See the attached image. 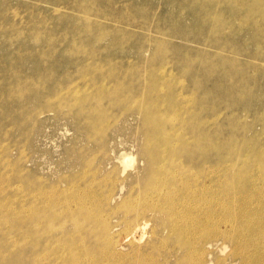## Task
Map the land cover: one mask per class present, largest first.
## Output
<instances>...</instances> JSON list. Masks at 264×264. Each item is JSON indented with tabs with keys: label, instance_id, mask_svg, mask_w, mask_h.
<instances>
[{
	"label": "rangeland",
	"instance_id": "obj_1",
	"mask_svg": "<svg viewBox=\"0 0 264 264\" xmlns=\"http://www.w3.org/2000/svg\"><path fill=\"white\" fill-rule=\"evenodd\" d=\"M191 191L229 212L199 242L188 220L209 206L162 211L166 193ZM0 202V264H61L68 247L123 264H264L260 239L232 255L230 222L264 228V0H0ZM122 218L148 224L142 239L129 244ZM104 230L117 256L95 241Z\"/></svg>",
	"mask_w": 264,
	"mask_h": 264
},
{
	"label": "bare ground",
	"instance_id": "obj_2",
	"mask_svg": "<svg viewBox=\"0 0 264 264\" xmlns=\"http://www.w3.org/2000/svg\"><path fill=\"white\" fill-rule=\"evenodd\" d=\"M242 25V24H241ZM213 31V30H212ZM161 86V85H160ZM188 96V95H187ZM177 117V116H176ZM88 119V118H87ZM171 120H173V119H171ZM173 137V136H172ZM189 144V143H188ZM186 145V144H185ZM203 148V147H202ZM200 149V148H199ZM170 162V161H169ZM172 163V162H171ZM208 166V165H207ZM171 167V166H170ZM209 167V166H208ZM205 168V167H204ZM211 168V167H210ZM159 169L161 170V167H159ZM159 169H157L158 171H159ZM186 169V168H185ZM166 172H168L167 171V169H164ZM203 170V169H202ZM259 170V169H258ZM205 171V170H204ZM158 173V172H157ZM172 173H174V172H172ZM187 173L185 172V175H186ZM197 174V173H196ZM202 174H204V173H202ZM209 174V173H208ZM87 175V174H86ZM260 175V174H259ZM6 176V175H5ZM161 176V175H160ZM163 176V175H162ZM170 176H172V174L170 175ZM182 176V175H181ZM184 176V175H183ZM191 176H192V174H191ZM206 176V175H205ZM208 176V175H207ZM261 176V175H260ZM81 177H83V176H81ZM92 177V176H91ZM197 177V176H196ZM7 178V177H6ZM93 178V177H92ZM165 178V177H164ZM186 178V177H185ZM161 179V178H160ZM197 179V178H196ZM205 179V178H204ZM224 179V178H223ZM156 180V179H155ZM192 180V179H191ZM195 180V179H194ZM207 180V179H206ZM8 181V180H7ZM95 181V180H94ZM107 181V180H106ZM148 181V180H147ZM146 181V182H147ZM161 181V180H160ZM181 181V180H180ZM197 181V180H196ZM204 181V180H203ZM252 181V180H251ZM257 181H260L259 179L257 180ZM89 182H91V180L89 181ZM98 182V181H97ZM156 182V181H155ZM182 182H184V181H182ZM198 182V181H197ZM199 182H201V181H199ZM198 182V183H199ZM220 182H222V181H220ZM4 183V182H3ZM153 183V182H152ZM158 183V182H157ZM177 183V182H176ZM187 183V182H186ZM193 183H194V181H193ZM251 183V182H250ZM260 183V182H259ZM93 184V183H92ZM97 184V183H96ZM174 184V183H173ZM172 184V185H173ZM180 184H181V182H180ZM209 184V183H208ZM207 184V185H208ZM225 184V183H224ZM228 184V183H227ZM231 184V183H230ZM229 184V185H230ZM255 184H257V183H255ZM2 185V184H1ZM191 185H192V183H191ZM195 185V184H194ZM232 185V184H231ZM252 185V184H251ZM145 186H146V183H145ZM153 186V185H152ZM155 186V185H154ZM181 186H183L182 184H181ZM226 186V185H225ZM258 186V185H257ZM16 187V186H15ZM156 187V186H155ZM158 187V186H157ZM162 187V186H161ZM186 187V186H185ZM197 187V186H196ZM228 187V186H227ZM230 187V186H229ZM87 188V187H86ZM98 188H100V187H98ZM160 188V187H159ZM172 188V187H171ZM174 188H175V186H174ZM181 188V187H180ZM183 188V187H182ZM187 188V187H186ZM251 188V187H250ZM254 188H256V186L254 187ZM258 188V187H257ZM262 188V187H261ZM1 189H2V187H1ZM154 189V188H153ZM153 189H151V190H153ZM197 188H195V190H196ZM202 189V188H201ZM4 190H5V188H4ZM51 190V189H50ZM87 190H88V188H87ZM92 190V189H91ZM96 190V189H95ZM94 190V191H95ZM143 190V189H142ZM165 190V189H164ZM171 190V189H170ZM175 190V189H174ZM186 190V189H185ZM250 190V189H249ZM252 190V189H251ZM90 191V190H89ZM93 191V190H92ZM93 191V192H94ZM103 191V190H102ZM158 191V190H157ZM161 191V190H160ZM252 191H254V190H252ZM251 191V192H252ZM263 191V190H262ZM80 192V191H79ZM82 192V191H81ZM84 192H85V190H84ZM99 192V191H98ZM159 192V191H158ZM170 192V191H169ZM168 192V193H169ZM179 192V191H178ZM177 192V193H178ZM194 192V191H193ZM260 191H258V193H259ZM6 193V192H5ZM96 193V192H95ZM143 193V192H142ZM155 193V192H154ZM185 193H186V191H185ZM200 193V192H199ZM214 193V192H213ZM216 193V192H215ZM254 193V192H253ZM257 193V194H258ZM261 193V192H260ZM71 194V193H70ZM88 194V193H87ZM91 194V193H90ZM147 194H149V193H147ZM151 194V193H150ZM158 195H159V193H157ZM171 194V193H170ZM191 194V195H190ZM189 195H185V196H189V197H185V196H181V201L180 200H176L175 202H173V200L172 199H170L172 196L171 195H167V193H166V196L164 195L163 196V194H162V196L165 198V200H166V202L164 201V205H163V207H164V209L162 210L164 213H169V214H171L172 215V211L173 210H175L174 209V207H175V205H179V204H181V205H179V206H181L182 208H184L185 209V207H187L188 206V204L189 205H191V208L192 207H194L193 205H195L196 206V204L197 203H199V202H201V203H204L203 205H205V206H209L210 207V210L209 211H205V212H203V214L206 216V217H200L199 215H197V212L194 214V215H192L191 217H189V224L191 225L190 227H191V229L189 230V233H188V236H190V237H196V236H200L201 238H202V240L204 239V238H206L207 236H206V234L208 233V230H211V228H213L214 227V229L216 228V227H218L219 226V218H216L215 219V221H212L211 220V218L212 219H214V215H216V214H221V216L223 217V219L225 220V223H228L227 222V219H225L226 218V214L227 213H229L228 212V208L227 207H225L224 205H221V206H218L217 204H215V203H212V200H209V198H207L206 196H204V197H202V198H199L200 200L198 201L197 199H196V197L195 196H193L194 194L192 193V191H191V193H190ZM202 194V193H201ZM229 194V193H228ZM255 194H256V192H255ZM255 194H253V196H255ZM6 195V194H5ZM144 195H146L145 193H144ZM154 195V194H153ZM152 195V196H153ZM157 195V196H158ZM175 195V194H174ZM83 196V195H82ZM90 196V195H89ZM93 196H94V193H93ZM98 196V195H97ZM104 196V195H103ZM102 196V197H103ZM130 196V195H129ZM151 196V197H152ZM106 197V196H105ZM111 197V196H110ZM155 197V196H154ZM175 197V196H174ZM263 197V196H262ZM78 198V197H77ZM126 198V197H125ZM148 198V197H147ZM153 198V197H152ZM158 198V197H157ZM173 198V197H172ZM176 198V197H175ZM178 198H179V196H178ZM256 198V197H255ZM260 198V197H259ZM105 199V198H104ZM103 199V200H104ZM135 199V198H134ZM142 199V198H141ZM155 199V198H154ZM167 199H169V200H167ZM257 199V198H256ZM12 200V199H11ZM80 200H81V198H80ZM85 200V199H84ZM261 200V199H260ZM102 201V200H101ZM105 201H107L106 199H105ZM112 201V200H111ZM150 201V200H149ZM153 201V200H152ZM80 202V201H79ZM131 202H133L132 200H131ZM144 202H145V200H144ZM147 202V201H146ZM186 202V203H185ZM4 203V202H3ZM25 203V202H24ZM104 203V202H103ZM107 203V202H106ZM122 203H124V202H122ZM138 203V201L136 202V204ZM0 204H1V202H0ZM6 204H8V202L6 203ZM85 204V203H84ZM127 203H125V205H126ZM129 204V203H128ZM133 203H131V205H132ZM140 204V203H139ZM143 204H145V203H143ZM142 204V205H143ZM150 204H151V202H150ZM159 204H160V201H159ZM183 204V205H182ZM25 205V204H24ZM32 205V204H31ZM30 205V206H31ZM78 205V204H77ZM83 205V204H82ZM92 205V204H91ZM94 205H96V204H94ZM120 205V204H119ZM118 205V206H119ZM146 205V204H145ZM162 204H160V205H158L156 202H155V204H153L152 205V207L153 208H155V207H157L156 209H158V207H160ZM198 205V204H197ZM5 206V205H4ZM18 206V205H17ZM89 206V205H88ZM99 206V205H98ZM102 206V205H101ZM121 206V205H120ZM217 206V210L216 209H214V207H216ZM3 207V206H2ZM7 207V205L4 207V208H6ZM11 207V206H10ZM27 207V206H26ZM79 207V206H78ZM80 207H82L81 205H80ZM79 207V208H80ZM83 207H84V205H83ZM131 206L129 205V208H130ZM133 207V206H132ZM137 207V206H136ZM144 207V206H143ZM142 207V208H143ZM147 207V206H146ZM150 207V206H149ZM148 207V208H149ZM1 208V207H0ZM13 208V207H12ZM30 208V207H29ZM28 208V209H29ZM38 208V207H37ZM36 208V209H37ZM54 208V207H53ZM104 208H106V207H104ZM117 208V207H116ZM135 208V207H134ZM177 208V207H176ZM190 208V209H191ZM201 208H203V207H200V209L199 210H201ZM222 209V212H220V209ZM236 208H238V207H236ZM235 208V209H236ZM242 208V207H241ZM7 209H8V207H7ZM34 209H35V207H34ZM36 209H35V211H36ZM87 209V208H86ZM86 209H83V211L84 210H86ZM91 209V208H90ZM93 209V208H92ZM99 209H101V208H99ZM139 209V208H138ZM146 209V208H145ZM155 209V210H156ZM189 209V210H190ZM2 210V209H1ZM10 210V209H9ZM15 210V209H14ZM123 210V209H122ZM143 210V209H142ZM181 210V209H180ZM192 210H193V208H192ZM198 210V209H197ZM238 210V209H237ZM24 211V210H23ZM94 211H95V209H94ZM125 211V210H124ZM136 211V210H135ZM145 211V210H144ZM159 211V210H158ZM177 211V210H176ZM184 212H185V210H183ZM236 211V210H235ZM240 211V210H239ZM244 211V210H243ZM0 212H2V211H0ZM6 212H7V210H6ZM12 212V211H11ZM26 212V211H25ZM29 212V211H28ZM89 212V211H88ZM93 212V211H92ZM92 212H89V213H92ZM98 212V211H97ZM126 212V211H125ZM124 212V213H125ZM147 212V211H146ZM162 212V213H163ZM180 212V211H179ZM192 212V211H191ZM231 212V211H230ZM17 213V212H16ZM22 213V212H21ZM20 212H19V214H21ZM31 213H34L33 211L31 212ZM80 213V212H79ZM139 213V212H138ZM144 213V212H143ZM148 213V212H147ZM146 213V214H147ZM156 213V212H155ZM154 213V214H155ZM158 213V212H157ZM156 213V214H157ZM236 214H237V212H235ZM6 214V213H5ZM9 214V213H8ZM8 214L6 215V216H8ZM13 214V213H12ZM14 214H15V212H14ZM13 214V215H14ZM19 214H18V216H19ZM23 214V213H22ZM21 214V215H22ZM103 214V213H102ZM105 214H107V213H105ZM132 214V213H131ZM134 214V213H133ZM160 214V213H159ZM174 214V213H173ZM177 214V213H176ZM180 214V213H179ZM188 215H191V214H189V213H187ZM234 214V213H233ZM27 215H29V214H27ZM90 215V214H89ZM99 215V214H98ZM98 215H97V217H98ZM166 215V214H165ZM230 215V214H229ZM6 216H5V218H6ZM14 216H16V215H14ZM17 216V217H18ZM86 217V215H83L82 217ZM91 216H92V214H91ZM105 216V215H104ZM108 216V215H107ZM134 216V215H133ZM164 216V215H163ZM167 217H169L170 215H166ZM242 216H243V214H242ZM3 217V216H2ZM26 217V216H25ZM29 217V216H28ZM27 217V218H28ZM94 217V216H93ZM124 217H126L125 215H124ZM128 217V216H127ZM138 217V216H137ZM160 217V216H159ZM186 217V216H185ZM184 217V218H185ZM208 217H210V218H208ZM244 217H246V216H244ZM14 218V217H13ZM16 218V217H15ZM22 218V217H21ZM74 218V217H73ZM141 218V217H140ZM157 219H158V216L156 217ZM176 218H177V216H176ZM183 218V217H182ZM228 218V217H227ZM234 219H235V217H233ZM240 218V217H239ZM0 219H2L3 220V218H0ZM23 219V218H22ZM31 219V218H30ZM95 219V218H94ZM123 219V218H122ZM121 219V220H122ZM133 219H135L134 217H133ZM150 219V218H149ZM174 219H175V217H174ZM178 219V218H177ZM181 219V218H180ZM186 219V218H185ZM8 220H9V218H8ZM15 220V219H14ZM21 220V219H20ZM24 220V219H23ZM50 220H52V219H50ZM71 220H72V218H71ZM84 220V219H83ZM83 220H82V222H83ZM96 220V219H95ZM104 220V219H103ZM102 220V221H103ZM120 220V221H121ZM129 220L130 219H123V221H122V223L124 224L123 226H125L126 227V230H125V237L127 238V237H129L130 239H127V240H129V244H131V243H133L134 242V237H135V234H136V232L137 231H139L140 232V234H138L139 235V237H138V240H140V239H142V237L144 236V234H145V231H144V228H146L147 229V227H145L146 225H148V224H145V222H139V223H135L133 226H130V223H129ZM140 219H138V221H139ZM143 220V219H142ZM146 220V219H145ZM250 220H252V219H250ZM250 220L249 221H247L246 219H242V223H241V225H242V228H240V229H238L239 227L237 226V225H235V224H233L232 223V220L230 221L231 222V225H232V228H233V232H234V239L235 238H237V244L239 245L238 246V248H237V250H234V251H232V255L234 256H241L240 254H241V251H242V249L243 248H246L247 246H252V243L254 242V240H256V241H258L259 239L260 240H263L264 241V228H261L260 226H253L252 227V225L251 226H249V224H250ZM1 221V220H0ZM4 221H6L7 222V219H4L3 220V222ZM16 221V220H15ZM19 221V220H18ZM25 221H26V219H25ZM56 221V220H55ZM85 221L87 222V223H91L92 221H91V219L89 218V219H85ZM165 221V220H164ZM174 221V220H173ZM183 220L181 219V222H182ZM185 221V220H184ZM70 222V221H69ZM72 222V221H71ZM81 222V221H80ZM93 222H95V221H93ZM97 223H98V221H96ZM132 222V221H131ZM177 222V221H176ZM180 222V221H179ZM237 222V221H236ZM235 222V223H236ZM251 222H253V221H251ZM5 223V222H4ZM3 223V225H5ZM12 223V222H11ZM99 223H101V219H100V222ZM163 223V222H162ZM49 224V223H48ZM53 224V223H52ZM61 224V223H60ZM68 224V223H67ZM111 224V223H110ZM116 224V223H115ZM118 224V223H117ZM167 224H168V226L170 225L168 222H167ZM13 225H14V223H13ZM12 225V226H13ZM59 225V224H58ZM78 226H79V223L77 224ZM95 225V224H94ZM93 225V226H94ZM104 225H105V221H104ZM107 225V224H106ZM172 225H173V223H172ZM177 224H175V226H176ZM181 225V224H180ZM258 225V224H257ZM22 226V225H21ZM20 226V227H21ZM100 226V225H99ZM161 226V225H160ZM167 226V225H166ZM168 226H167V228H168ZM195 226V227H194ZM239 226H240V224H239ZM262 226V225H261ZM10 227V226H9ZM55 227V226H54ZM74 227V226H73ZM83 227V226H82ZM95 227V226H94ZM98 227V226H97ZM106 227V226H105ZM204 227H211V228H209L208 230H206V231H204L202 228H204ZM263 227V226H262ZM31 228V227H30ZM37 228V227H36ZM49 228V227H48ZM56 228V227H55ZM80 228V227H79ZM102 228V227H101ZM112 228V227H111ZM163 228V227H162ZM18 229H20L19 227H18ZM38 229H39V227H38ZM45 230H46V228H44ZM85 229H87V228H85ZM90 229H92V228H90ZM93 229H96V227L95 228H93ZM109 229V228H108ZM154 229V228H153ZM182 229V228H181ZM186 229V228H185ZM10 230H11V228H10ZM23 230V229H22ZM21 230V231H22ZM55 230H57V229H55ZM79 230V229H78ZM81 230V229H80ZM83 230V229H82ZM197 230H201L200 231V234H199V232H196ZM7 231H8V229H7ZM12 231V230H11ZM26 231V230H25ZM43 231V230H42ZM74 231V230H73ZM104 231L106 232L104 235H103V233H104ZM104 231H102V238H104V239H102V240H100V241H98L96 238H95V241L96 242H98V243H100L102 246H104V250H105V248H108V249H110L111 250V252L114 254V255H118V253H116V251H115V248H116V246H117V244H115V241H111V237L109 236L110 234H107V231L106 230H104ZM152 231V230H151ZM182 231V230H181ZM217 231H218V229H217ZM47 232H49V230L47 231ZM46 232V233H47ZM52 232V231H51ZM81 232V231H80ZM171 232V231H170ZM213 232V231H212ZM9 233V232H8ZM23 233V232H22ZM50 233V232H49ZM75 233V232H74ZM5 234V233H4ZM21 234V233H20ZM42 234H44V232L42 233ZM63 234V233H62ZM92 234V233H91ZM11 235V234H10ZM9 235V236H10ZM51 235V234H50ZM112 235V234H111ZM175 235L177 236V237H180V233L179 232H177L176 233V231H175ZM213 235V234H212ZM245 235H250L249 237H248V239H246L245 237H243V236H245ZM26 236V235H25ZM32 236V235H31ZM99 236V235H98ZM150 236V235H149ZM173 236V235H172ZM30 237V236H29ZM72 237V236H71ZM184 237H185V234H184ZM241 237L243 238V240H245V241H243L242 243H239L238 241H240L241 240ZM15 238V237H14ZM13 238V239H14ZM52 238V237H51ZM171 238V237H170ZM188 238V237H187ZM197 239H198V242H199V238L198 237H196ZM238 238H239V240H238ZM262 238V239H261ZM26 239V238H25ZM27 239H30V238H27ZM50 239V238H49ZM157 239V238H156ZM161 239V238H160ZM163 239H164V237H163ZM167 239V238H166ZM186 239V238H185ZM258 239V240H257ZM9 240H10V238H9ZM12 240V239H11ZM10 240V241H11ZM40 240V239H39ZM83 240H84V238H83ZM194 240H196V239H194ZM193 240V241H194ZM24 241V240H23ZM27 241V240H26ZM48 241V240H47ZM60 241V240H59ZM81 241V240H80ZM79 241V242H80ZM117 241V240H116ZM197 241V240H196ZM205 241V240H204ZM255 241V242H256ZM25 242V241H24ZM23 242V243H24ZM38 242V241H37ZM81 242H83V241H81ZM195 242V241H194ZM9 243V242H8ZM15 243V242H14ZM13 243V244H14ZM20 243V242H19ZM26 243V242H25ZM24 243V244H25ZM39 243V242H38ZM47 243V242H46ZM73 241H71V246H73ZM160 243H162V242H160ZM182 243V242H181ZM185 243H186V241H185ZM193 243V242H192ZM205 243V242H204ZM216 243V242H215ZM57 244V243H56ZM59 244V243H58ZM76 244V243H75ZM79 244H81V243H79ZM159 244V243H158ZM163 244V243H162ZM172 244V243H171ZM44 245H46L45 243H44ZM63 245V244H62ZM156 245V244H155ZM173 245V244H172ZM181 245V244H180ZM196 245V244H195ZM203 245V244H202ZM205 245V244H204ZM203 245V246H204ZM256 244H254L253 246H255ZM260 245V244H259ZM262 245V244H261ZM54 246H56V245H54ZM64 246H66V245H64ZM82 246V245H81ZM84 246V245H83ZM98 246V245H97ZM157 246V245H156ZM156 246H155V249H156ZM186 246V245H185ZM47 247V246H46ZM62 247V246H61ZM99 247V246H98ZM159 247V246H158ZM161 247V246H160ZM192 247V246H191ZM202 247V246H201ZM16 248V247H15ZM35 248V247H34ZM69 249H65V255L63 256V259H62V263L61 264H123V261H121V260H116V261H114V262H109L108 260H104V258H103V256L102 255H100V254H94V253H91L89 256H80V255H77V254H75V256L77 255V257H75V258H73V255H74V253L73 252H71V255H70V257L69 258H67L68 257V255H69V251H71L70 249H72V247L70 248V247H68ZM84 248V247H83ZM86 248V247H85ZM84 248V250L81 248V251L83 252V251H85L86 249ZM103 248V247H102ZM123 248V247H122ZM162 248V247H161ZM164 248V247H163ZM193 248V247H192ZM249 248V247H248ZM257 248V247H256ZM263 248V247H262ZM52 249V248H51ZM97 250H98V248H96ZM171 249V248H170ZM219 249V248H218ZM45 250H46V248H45ZM164 250V249H163ZM169 250V249H168ZM188 250V249H187ZM193 250V249H192ZM198 250V249H197ZM245 250V249H244ZM254 250V249H253ZM261 250V249H260ZM263 250H264V248H263ZM46 251H48V250H46ZM63 251V250H62ZM78 251V250H77ZM86 251H88V250H86ZM89 251H90V249H89ZM96 251V250H95ZM109 251V250H108ZM107 251V252H108ZM121 251H122V249H121ZM170 251V250H169ZM201 251H202V248H201ZM256 251V250H255ZM100 252V251H99ZM153 252V251H152ZM186 252V251H185ZM191 252V251H190ZM200 252V251H199ZM206 252V251H205ZM258 252H260V251H258ZM68 253V254H67ZM78 253V252H77ZM86 253V252H85ZM104 253V252H103ZM110 253V252H109ZM108 253V254H109ZM159 253H160V251H159ZM192 253H194V252H192ZM200 253H202V252H200ZM261 253V252H260ZM56 254V253H55ZM61 254V253H60ZM87 254V253H86ZM149 254V253H148ZM186 254V253H185ZM196 254V253H195ZM203 254V253H202ZM244 254H246V253H244ZM243 254V255H244ZM253 254H254V251H253ZM252 254V255H253ZM257 254V253H256ZM5 255V254H4ZM152 255V254H151ZM150 255V256H151ZM168 255V254H167ZM243 255H242V257H243ZM251 255V254H250ZM43 256H44V254H43ZM53 256H55V255H53ZM110 256V255H109ZM131 256V255H130ZM158 256H159V254H158ZM197 256H198V254H197ZM196 256V257H197ZM232 256V257H233ZM234 256V257H235ZM255 256H258V255H255ZM264 256V255H263ZM41 257V256H40ZM58 257V256H57ZM73 258V259H70V258ZM105 257H106V254H105ZM194 257V256H193ZM64 258H65V260H64ZM150 258V257H149ZM148 258V259H149ZM153 258V257H152ZM244 258V257H243ZM253 258V257H252ZM263 258V257H262ZM44 259V258H43ZM113 259V258H112ZM146 259V258H145ZM158 259V258H157ZM206 259V258H205ZM247 259V258H246ZM60 260V259H59ZM126 260V259H125ZM129 260V259H128ZM140 260V259H139ZM138 260V261H139ZM170 260V259H169ZM183 260V259H182ZM255 260H256V258H255ZM258 260V259H257ZM143 261H145V260H143ZM147 261V260H146ZM149 261V260H148ZM248 261V260H247ZM261 261V260H260ZM264 261V260H263ZM33 262V261H32ZM154 262V259L152 260V263ZM178 262V261H177ZM179 262H180V260H179ZM182 262V261H181ZM199 262H200V264H202L203 262L205 263V261H203V260H199ZM249 262V261H248ZM247 262V263H248ZM239 263H241V262H239ZM245 263V262H244ZM246 263V264H247ZM258 263H260V262H258ZM257 263V264H258ZM264 263V262H263ZM33 264V263H32ZM36 264V263H35ZM43 264H46V263H43ZM182 264V263H181Z\"/></svg>",
	"mask_w": 264,
	"mask_h": 264
}]
</instances>
